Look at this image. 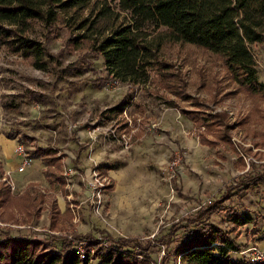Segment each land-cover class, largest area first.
Here are the masks:
<instances>
[{
    "label": "rangeland",
    "instance_id": "374dc122",
    "mask_svg": "<svg viewBox=\"0 0 264 264\" xmlns=\"http://www.w3.org/2000/svg\"><path fill=\"white\" fill-rule=\"evenodd\" d=\"M89 11L90 7L85 8L83 14ZM53 24L57 32L46 31L41 23L30 32L51 53L46 70L0 44V156L9 139L27 151L33 145L55 146L62 154L66 183L64 188L50 186L42 163L35 159L22 170L15 167L5 173L13 182L8 184L12 194L31 189L42 193V202L39 215L26 222L15 202L6 205L0 212V234L34 235L53 243L66 237L70 247L81 246L89 254L95 248L93 237H135L147 246L154 264H174L165 240L170 232L178 237L192 226H183L187 212L218 198L228 183L260 174L263 179L258 185L225 204L253 218L232 233L242 244L233 257L245 259L257 249L263 252L264 99L239 90L219 55L191 43L167 40L157 57L160 63L170 64L174 85L161 87L160 75L153 72L147 81H122L110 75L106 84L98 85L94 79L107 74L102 56L86 46L75 48L67 38L69 29ZM252 50L264 81V42L254 43ZM173 88L181 94L172 93ZM120 100L129 103L120 114L105 118L102 111ZM180 108L225 110L233 123L235 147L200 143L198 133L203 127L195 128ZM121 132L130 135L127 144ZM239 155L245 160L244 168ZM99 165L110 167L107 176L115 180L112 190L98 185L95 177L105 184L108 181L99 173ZM55 206L59 213H54ZM66 206L68 211L62 212ZM227 212L218 210L209 220L228 228Z\"/></svg>",
    "mask_w": 264,
    "mask_h": 264
},
{
    "label": "trees",
    "instance_id": "16d2710c",
    "mask_svg": "<svg viewBox=\"0 0 264 264\" xmlns=\"http://www.w3.org/2000/svg\"><path fill=\"white\" fill-rule=\"evenodd\" d=\"M88 7L89 13L83 14ZM55 22L69 29L67 38L72 46H86L102 56L107 74L94 79L98 85L106 84L110 75L122 81H147L149 72L160 75L159 81L164 84L159 86L174 85V75L168 72L170 64L160 63L157 57L158 49L167 40L191 43L219 55L239 90L254 99H264V81L259 76L252 50L254 43L264 42V0H0V44L28 58L38 69L48 68L51 53L43 41L30 32L37 23L46 31L57 32ZM152 32L155 33L150 36ZM170 91L181 94L175 88ZM33 99L39 100L38 97ZM128 103V100H120L102 111V115L110 118L120 114ZM180 112L195 128L203 127L198 133L200 143L235 147L231 134L233 123L228 121L225 110L207 112L180 108ZM207 132L212 134L208 136ZM28 153L40 159L44 179L50 186H64L62 154L57 147L33 145ZM239 161L244 168L246 163L240 155ZM109 168L98 166L103 176H107ZM259 175H246L228 183L218 198L187 212L183 226H192L178 237H172L173 232H170L165 240L174 264L177 259L179 264H264L250 257H233L232 252L240 251L242 244L232 233L253 218L225 204L234 195L258 185L263 179ZM107 179L105 189L109 191L115 180L108 176ZM24 191L15 196L8 183L0 179V212L15 202L26 215L24 222L38 216L42 193ZM222 209L228 211L227 221L231 224L228 228L209 220L212 213ZM65 211H68L67 206L62 212ZM55 212H60L57 206ZM90 240L95 246L93 253L81 257L73 245L70 247L66 237L53 243L39 236L4 231L0 234V264H93L91 260H96L95 264H154L147 246L136 242L135 237L104 234ZM171 241L174 244L169 246Z\"/></svg>",
    "mask_w": 264,
    "mask_h": 264
},
{
    "label": "crops",
    "instance_id": "0c3cea01",
    "mask_svg": "<svg viewBox=\"0 0 264 264\" xmlns=\"http://www.w3.org/2000/svg\"><path fill=\"white\" fill-rule=\"evenodd\" d=\"M127 123L125 122L124 125H126ZM112 134L115 135V131L111 130ZM119 136L124 140V142L127 144L130 138V135L128 133L125 132H121L119 133ZM118 137V136H117ZM9 139V138H8ZM12 139L7 140L6 144L8 145L6 151L4 150V155L0 156V179L2 180H6L7 182L9 181L7 176L5 175V173H9L11 172V170H13V168L17 167L19 162H20V156L15 155V151H14V146L15 144H13ZM19 158V160L17 159ZM36 160L37 162L40 161L39 158H32V160ZM63 161V159H62ZM41 162V161H40ZM64 164V163H63ZM43 165V164H42ZM44 167V166H43ZM43 169V168H42ZM62 172H63V168H62ZM4 174V175H3ZM13 175H15L16 177H21V175H19V172L17 173L16 171H13ZM112 178V177H111ZM114 179V178H113ZM66 180V179H64ZM29 183V182H28ZM66 183V181H64V184ZM8 184L13 185V182H8ZM115 184V183H114ZM105 185V183H104ZM14 187V186H13ZM61 188H64L61 187Z\"/></svg>",
    "mask_w": 264,
    "mask_h": 264
},
{
    "label": "built area",
    "instance_id": "2783aa9c",
    "mask_svg": "<svg viewBox=\"0 0 264 264\" xmlns=\"http://www.w3.org/2000/svg\"><path fill=\"white\" fill-rule=\"evenodd\" d=\"M15 153L20 156V162H19V164L17 166V168L19 170H22V169L26 168L31 163L32 157L29 155L28 151L25 149V147L21 143H17L16 144ZM95 179L98 182V185L100 184V188H101V186H104V183L101 182L100 179H98L97 177H95ZM80 247L81 246H77L76 247V252L81 257H83L87 252L82 251V249ZM255 251H256V248H255ZM250 258L252 260L256 261V262L264 263V251L261 252L260 250L257 249L255 254H251Z\"/></svg>",
    "mask_w": 264,
    "mask_h": 264
}]
</instances>
